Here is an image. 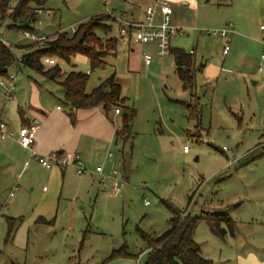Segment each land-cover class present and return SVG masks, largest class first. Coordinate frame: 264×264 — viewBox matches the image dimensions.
<instances>
[{"label": "rangeland", "instance_id": "rangeland-1", "mask_svg": "<svg viewBox=\"0 0 264 264\" xmlns=\"http://www.w3.org/2000/svg\"><path fill=\"white\" fill-rule=\"evenodd\" d=\"M18 1L10 0L9 12ZM44 1L41 5L30 4L40 12L32 26L36 33L51 38L63 31L72 33V27L101 13L127 20L134 6L135 13L140 14L143 5L142 0H112L108 5L104 0ZM187 1L186 5L170 3L175 9L181 6L195 10L192 0ZM197 1L203 4L200 14L207 19L216 17L220 25L197 24L180 35H204L207 54L212 49L214 57H221L223 44L216 40L222 35L208 30L233 25L241 3L247 4L253 14V28L248 35L263 42V0ZM115 20L107 21L113 23L111 31L98 34L105 38L119 35ZM13 22L10 16L2 19L0 12V35L20 57L36 44L25 36L24 29L11 28ZM135 46L143 43L136 42ZM153 49L146 48L150 53ZM196 57L202 60V55ZM54 58L65 73L75 70L90 74L87 92L116 72L122 97L137 109L134 138L132 144L121 140L113 143L108 150L112 156L97 158L92 166L82 158L93 173L81 175L69 165L65 175L52 179L47 169L38 166L29 169L36 174L31 180L27 179L28 173L17 181L0 177V264H101L123 245L136 255L133 263L145 264L148 244L140 231L156 235L170 227L173 214L163 200L192 215L215 218L216 212H227L232 217L234 236L215 235L204 219L195 229L203 254L213 264H239V257L250 251L264 255V145H258L264 142V62L263 69L255 60L251 63L252 70L260 69L259 76L227 70L219 83L198 82L199 98L192 101L181 87L172 54L157 56L147 64L139 49L130 58L127 48H119L117 56L108 55L106 65L95 70L83 54L69 62ZM18 72L19 84L27 78L45 80L55 93L49 99L67 109L56 81L43 79L28 67L18 69L17 64L9 69V73ZM187 102L197 104L199 118ZM98 107L104 110L102 104ZM184 145L189 146V152L183 151ZM98 165L103 172L96 171ZM113 170L118 171L120 180L116 193ZM10 217L17 219V229L8 235Z\"/></svg>", "mask_w": 264, "mask_h": 264}, {"label": "crops", "instance_id": "crops-1", "mask_svg": "<svg viewBox=\"0 0 264 264\" xmlns=\"http://www.w3.org/2000/svg\"><path fill=\"white\" fill-rule=\"evenodd\" d=\"M142 1L143 5L142 7L140 6L142 10L141 13H135L136 6H134L132 9L133 11L131 12L132 16L127 20L126 18L124 19L123 16L119 17L112 13L116 19L115 23L118 24L117 27L119 29V35L115 34L114 36L119 39L118 49L127 48L130 51V58L131 55L136 54L137 49H139L142 51V55L146 60L145 62L150 64L155 57L160 56L157 53L156 45L153 43H143V46L141 47L135 46L136 42L133 39L130 38L127 40L121 36L120 29L123 25L118 19L120 18L124 21L143 20L145 18V10L147 6L154 3L156 0ZM217 1L219 2V0ZM169 2L176 3L178 5L179 3L182 5L189 4V1L187 0H169ZM192 4L195 10H193V8H184L181 6H179L178 9H175L173 6L174 12L172 15V22L180 27L182 31L184 30V33L186 30H193V28H195L194 26L197 24L216 26L217 23H220L216 17H209V19H207L200 14L199 9L203 6V4H200L197 0H192ZM251 16H253V14L247 4L244 5L241 3L238 5L237 14L232 23L233 25H231L232 27L229 25V27L233 29V33L230 36H222L220 40H216L218 42H222L223 44L222 49H220V58L213 56L212 49H210V53H206L207 49L204 42L207 38L204 35H197V43H195L197 37L195 33L189 34L187 32L185 34L187 35L186 38H183L181 35L179 37L176 36V38L174 37L172 40V47H182L186 51L193 53L196 63L201 65L200 70L197 72V90L198 82L200 83V81H203L204 84L219 83L223 72L227 70L238 71L239 74L244 76H259L258 71L260 70V67L257 71H254V69H251V63L253 60H255L257 64H261L263 62L261 59L263 42L262 40L253 39L248 35L253 28L251 25L253 17ZM261 26L262 24L260 25V29L264 30ZM180 41L184 42L181 43ZM226 43L230 45V50L227 54L223 52ZM148 45L153 46L154 49L152 53L146 50V48L149 47ZM254 47L255 51L253 52L252 49ZM117 54L114 56H117ZM197 54L202 55V60L197 59ZM146 55H149V57ZM173 63L176 72L175 60ZM17 66L18 69H20L18 64ZM131 68L135 69L133 64ZM113 73L116 74V72ZM116 81L120 83V80H118L117 77ZM180 83L182 87L181 80ZM43 89L48 90L49 94L43 91ZM58 90L62 91L60 85ZM61 93H63V91ZM53 95H55V93L52 91V87L49 88L45 83V80L36 78L23 79L20 84L17 83V89L13 98L10 100L5 98L0 89V119L9 122L15 129H19L22 126L30 125L32 123H37L39 125L36 142L32 148L22 146L17 138L0 139V177L3 179L10 181L14 179L17 181V179H22L27 173V179H34L36 174L30 170H35L38 166L47 169L48 177L52 179L66 174L67 167H45L40 164L33 156L34 151L39 154H50L54 151L63 153L75 152L80 154L81 158H83L89 166H92L93 160L97 158L105 159L106 157L108 158V156H112V152L108 150L113 143L120 141L116 137V131L122 127L123 121L121 115L123 111L121 110L120 113H116V108H114L113 111H110L109 114H107L105 110H102L98 106L87 109H71L67 106V109L65 110L61 105L57 103L55 104L51 98L49 99V97ZM197 96L198 100V93ZM70 112L75 116L73 120L70 116ZM258 145H264V142H261ZM124 163L125 162L123 161V164ZM89 171L93 173V170ZM16 229L17 226L15 225L12 232ZM228 235L234 236L235 228L234 233L227 234L226 236ZM201 253L203 254L202 246ZM239 258V264H264V255L261 256L254 251H250L247 255ZM127 259L130 260L129 264H135V261L133 263L132 258L125 257L114 259L107 264H128Z\"/></svg>", "mask_w": 264, "mask_h": 264}, {"label": "trees", "instance_id": "trees-1", "mask_svg": "<svg viewBox=\"0 0 264 264\" xmlns=\"http://www.w3.org/2000/svg\"><path fill=\"white\" fill-rule=\"evenodd\" d=\"M41 5L44 0H19L9 12L10 0H0V12L2 19L10 16L14 22L10 27L34 31L31 27H20L19 23L30 22L33 25L39 19L40 12L34 11L30 4ZM115 17L111 13H101L92 16L81 23L72 33L68 31L59 32L55 37L44 42H35L34 49L18 57L11 46L0 39V77L8 76L9 69L18 64L20 67H28L45 78L56 81L63 93L67 106L73 108H91L103 105L107 114L112 108H120L123 111L122 127L116 131L118 140L124 143L131 142L134 138L133 122L137 115V109L127 104V98L122 97V85L116 81V74L112 73L107 79L97 85L91 92H87V84L90 74L82 71L72 70L65 73L59 63L47 66L45 58H58L64 61H71L77 54L87 56L91 63L92 70L104 67L108 55L118 53V41L116 36L102 37L99 31L109 32L113 29ZM176 64V72L182 82V87L190 94L191 100H197V72L201 65L195 61L193 53L182 47L171 49ZM194 116L199 118V110L196 103L187 102ZM72 120L75 116L70 112ZM63 154V152H59ZM192 194L189 196L191 198ZM172 212L170 227L165 231L151 235L140 231L142 237L148 244V258L145 264H213L212 259L201 253V245L196 241L194 234L200 220L204 219L210 226L213 233L220 237L234 233L235 222L227 212H216L213 217H206L200 214L192 215L191 212L183 216L185 211L179 209L169 201L163 200ZM9 224L8 235H11L16 218H7ZM85 237V236H84ZM134 258L136 255L129 252L127 245L114 249L111 254L102 262H108L120 258Z\"/></svg>", "mask_w": 264, "mask_h": 264}, {"label": "built area", "instance_id": "built-area-1", "mask_svg": "<svg viewBox=\"0 0 264 264\" xmlns=\"http://www.w3.org/2000/svg\"><path fill=\"white\" fill-rule=\"evenodd\" d=\"M111 0H104V3L108 5ZM174 9L169 0H156L154 3L147 6L145 10V18L140 21H124L118 18L123 25L120 29V34L122 37L129 40L133 39L135 42L139 43H153L156 45L157 53L160 56H168L171 54L172 40L175 36L180 35L182 29L172 22V15ZM112 14V13H111ZM73 32L76 27H72ZM264 29V25L261 26ZM25 36L35 42H44L48 39L47 35H40L36 32L24 30ZM209 33L220 34L222 36H230L233 33L231 27L223 29H212L208 30ZM0 39L3 37L0 35ZM264 42V37H263ZM230 50V45L225 44L223 52L227 54ZM149 57V55H146ZM261 59L264 62V51L261 54ZM45 61L49 64H55L56 59L47 57ZM263 69V65L260 66ZM18 74L10 73L6 77H0V88L5 98L8 100L12 99L14 93L17 89ZM116 113H120L121 109L116 108ZM39 125L37 123H32L30 125L22 126L19 129H15L9 122L0 119V139L7 138H17L20 144L27 148H32L36 142V135ZM189 146L184 145L183 151L189 152ZM227 148H224L226 150ZM111 155V153H110ZM34 158L45 167L60 166L66 168L69 165L75 166L78 174H84L87 171V167L84 165L80 154L75 152H65L60 154L54 151L50 154H39L36 151L33 153ZM96 171L103 172V167L98 165ZM111 176L115 179L113 192L119 191V178L118 171L113 170ZM106 175H102V181L105 180ZM11 195H14L11 192ZM146 204L149 203L148 200L145 201ZM188 213L186 210L183 213L185 216Z\"/></svg>", "mask_w": 264, "mask_h": 264}, {"label": "water", "instance_id": "water-1", "mask_svg": "<svg viewBox=\"0 0 264 264\" xmlns=\"http://www.w3.org/2000/svg\"><path fill=\"white\" fill-rule=\"evenodd\" d=\"M20 27H31L32 25L30 24V22H25V23H19Z\"/></svg>", "mask_w": 264, "mask_h": 264}]
</instances>
